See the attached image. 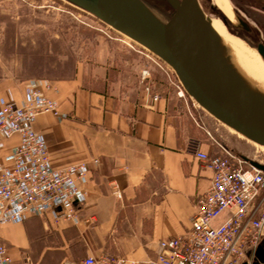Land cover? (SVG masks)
<instances>
[{"label": "crops", "instance_id": "1", "mask_svg": "<svg viewBox=\"0 0 264 264\" xmlns=\"http://www.w3.org/2000/svg\"><path fill=\"white\" fill-rule=\"evenodd\" d=\"M112 44L102 39L94 63L69 78L0 79V108L19 103L33 85L57 102L59 117L43 112L33 120L54 167L88 165L87 195L76 204L74 219L47 213L0 226L12 264L26 258L30 264H52L45 260L48 254L55 264L87 254L129 261L151 257L160 239L186 232L197 198L210 184L212 169L196 151L215 154L216 142L238 151L241 138L223 131L191 100L161 83L149 90L134 83L119 58H111ZM16 144V136L5 139L0 160Z\"/></svg>", "mask_w": 264, "mask_h": 264}, {"label": "built area", "instance_id": "2", "mask_svg": "<svg viewBox=\"0 0 264 264\" xmlns=\"http://www.w3.org/2000/svg\"><path fill=\"white\" fill-rule=\"evenodd\" d=\"M149 76L148 70L142 72L143 79ZM176 88L177 96L184 98L179 81ZM43 112L60 116L57 102L35 85L19 103L0 108V145L7 138L17 137V144L0 160V226L47 213L74 219L76 204L86 198L83 185L88 180V165L78 162L56 168L51 164L45 138L33 127V120ZM216 143L219 151L215 154L195 153L213 173L207 189L197 198L184 234L160 239L155 255L143 260L129 261L101 253L61 264L249 263L264 238V171ZM0 264H12L8 248L1 241ZM24 264H30L27 258Z\"/></svg>", "mask_w": 264, "mask_h": 264}, {"label": "water", "instance_id": "3", "mask_svg": "<svg viewBox=\"0 0 264 264\" xmlns=\"http://www.w3.org/2000/svg\"><path fill=\"white\" fill-rule=\"evenodd\" d=\"M65 1L158 58L172 70L190 99L215 122L264 147V89L239 70L229 45L198 0H164L168 10L147 0ZM232 2L237 8L233 25L214 5H210V13L229 24L264 62V0H244L245 6ZM230 149L264 171V164ZM240 264L249 263L243 260ZM251 264H264V238Z\"/></svg>", "mask_w": 264, "mask_h": 264}, {"label": "rangeland", "instance_id": "4", "mask_svg": "<svg viewBox=\"0 0 264 264\" xmlns=\"http://www.w3.org/2000/svg\"><path fill=\"white\" fill-rule=\"evenodd\" d=\"M147 1L169 9L164 0ZM198 1L209 17L218 18L210 13L212 0ZM232 1L234 0H226L229 6L227 11L220 9L228 19L232 18L233 12H237L231 5H234ZM226 26L230 27L229 24ZM225 29L228 30L226 27ZM102 39L114 43L113 48L109 49L110 56H116L119 62L125 60V65L119 62L118 65L126 75L134 78V83L149 88L154 83H161L177 92L178 80L166 64L88 12L65 0H0V79L7 76L20 81L72 77L79 70L94 63L97 46ZM246 44L254 50L248 42ZM144 70L150 73L146 79L142 78ZM185 97L191 103L194 102L186 93ZM194 106L196 110L205 113L196 102ZM218 124L223 131L228 132L227 127ZM237 136L241 138V142H238V153L264 160L263 146L248 141L239 134ZM15 232L18 239L23 241L22 230L16 227ZM45 260L56 263V257L50 254Z\"/></svg>", "mask_w": 264, "mask_h": 264}, {"label": "bare ground", "instance_id": "5", "mask_svg": "<svg viewBox=\"0 0 264 264\" xmlns=\"http://www.w3.org/2000/svg\"><path fill=\"white\" fill-rule=\"evenodd\" d=\"M212 4L215 7H218L219 11L221 10L227 11V8H229L226 0H212ZM235 14L236 13L233 12V16L230 19L226 17L230 25H233L235 23ZM211 20H212V25L214 29L219 33V35L229 45L230 50L232 51V54L234 56L235 63L237 67L239 68V70L247 78L255 81L258 85H260L264 89V62L261 61L262 59L260 60V57H258L259 55L258 52L255 49L254 50L256 52L252 50L246 44L247 42L246 40L245 42L241 40L238 36H236V34L232 32L231 27L229 26L227 27L226 24L221 19L219 20L218 18H211ZM221 22L224 24L226 28H228V30L225 29V27L223 26ZM127 39L129 38L127 37ZM129 40L131 41V39Z\"/></svg>", "mask_w": 264, "mask_h": 264}, {"label": "flooded vegetation", "instance_id": "6", "mask_svg": "<svg viewBox=\"0 0 264 264\" xmlns=\"http://www.w3.org/2000/svg\"><path fill=\"white\" fill-rule=\"evenodd\" d=\"M235 1H236L237 5H244V6L246 5L245 2H244V0H235ZM231 5H232L233 9H235V11H237L236 6L233 5V4H231ZM166 8H167V7H166ZM168 8H169V7H168ZM247 12H248V11H246V13H247ZM252 15H253L256 19H258L259 21H262V20H263L262 17H258V16H256L254 13H252ZM262 23H264V22H262ZM241 154H242V153H241ZM242 155L246 156V157L249 158V159L255 160V161H257V162H259V163H261V164H264V160H263V159L250 157V156L247 155V154H242ZM251 262H252V257H250V262H249V264H251Z\"/></svg>", "mask_w": 264, "mask_h": 264}, {"label": "trees", "instance_id": "7", "mask_svg": "<svg viewBox=\"0 0 264 264\" xmlns=\"http://www.w3.org/2000/svg\"><path fill=\"white\" fill-rule=\"evenodd\" d=\"M222 13V12H221ZM223 14V13H222ZM224 15V14H223ZM225 16V15H224ZM226 18V17H225ZM227 19V18H226ZM40 79H44V78H40Z\"/></svg>", "mask_w": 264, "mask_h": 264}]
</instances>
